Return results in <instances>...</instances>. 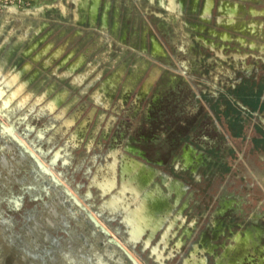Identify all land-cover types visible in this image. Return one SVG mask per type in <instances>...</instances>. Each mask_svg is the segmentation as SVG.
Here are the masks:
<instances>
[{
    "label": "rangeland",
    "instance_id": "obj_1",
    "mask_svg": "<svg viewBox=\"0 0 264 264\" xmlns=\"http://www.w3.org/2000/svg\"><path fill=\"white\" fill-rule=\"evenodd\" d=\"M13 7L45 15L22 35ZM194 40L251 69L264 0H0L4 72L26 69L34 95L61 99L81 155L141 170L155 209L146 264H264V153L191 103ZM0 80L1 96L15 79Z\"/></svg>",
    "mask_w": 264,
    "mask_h": 264
},
{
    "label": "flooded vegetation",
    "instance_id": "obj_2",
    "mask_svg": "<svg viewBox=\"0 0 264 264\" xmlns=\"http://www.w3.org/2000/svg\"><path fill=\"white\" fill-rule=\"evenodd\" d=\"M8 14L14 15L8 18L12 30L26 35L24 20H40L45 11L13 7ZM184 45L181 54L188 51ZM193 46L196 57L189 60L196 66L185 69L194 81L191 103L214 110L215 120L208 121L230 126L232 136L238 126L240 138L264 153V60L249 55L259 61L245 70L210 46L196 40ZM21 72L0 67L1 77H14V95L21 91L11 107L0 101V264H131L111 239L146 264L150 244L143 238L151 230L145 217L155 209L141 170L97 164V156H86L88 148L81 155L83 139L73 129L75 121L64 118L61 99L49 101L48 92L34 95L30 82H22L27 70Z\"/></svg>",
    "mask_w": 264,
    "mask_h": 264
},
{
    "label": "water",
    "instance_id": "obj_3",
    "mask_svg": "<svg viewBox=\"0 0 264 264\" xmlns=\"http://www.w3.org/2000/svg\"><path fill=\"white\" fill-rule=\"evenodd\" d=\"M38 162V161H37ZM39 163V165L41 166V164H40V162H38ZM42 167V166H41ZM72 198L80 205V203L76 200V198L75 197H73L72 196ZM93 219V218H92ZM93 221H95L94 219H93ZM95 223H96V225L97 226H99L105 233H106V235H108L109 236V232L108 231H106L105 229H104V227H102V226H100V224L97 222V221H95ZM112 243H114L116 246H118L122 251H123V253L126 255V257L129 259V261L131 262V264H141L128 250H126V248H124L118 241H116V240H114V239H111L110 240Z\"/></svg>",
    "mask_w": 264,
    "mask_h": 264
},
{
    "label": "bare ground",
    "instance_id": "obj_4",
    "mask_svg": "<svg viewBox=\"0 0 264 264\" xmlns=\"http://www.w3.org/2000/svg\"><path fill=\"white\" fill-rule=\"evenodd\" d=\"M14 85H12V83H11V85H9V86H7V87H5L6 88V90L7 91H3V93H2V95L0 96V101L2 100H5V105L6 106H9V107H11V105L13 104V102H14V93L11 91V89H12V87H13ZM3 87V88H4ZM8 93V94H7ZM176 98V97H175ZM2 111L0 110V117H1V119H2ZM8 116V115H7ZM11 121V120H10ZM68 130V129H67ZM24 144V143H23ZM36 157H38V156H36ZM39 158V157H38ZM127 169V168H126ZM112 188V187H111ZM110 212V211H109ZM103 225V224H102Z\"/></svg>",
    "mask_w": 264,
    "mask_h": 264
}]
</instances>
